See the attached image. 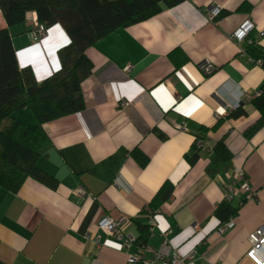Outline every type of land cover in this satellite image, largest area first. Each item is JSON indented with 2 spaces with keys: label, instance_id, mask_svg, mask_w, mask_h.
<instances>
[{
  "label": "trees",
  "instance_id": "obj_1",
  "mask_svg": "<svg viewBox=\"0 0 264 264\" xmlns=\"http://www.w3.org/2000/svg\"><path fill=\"white\" fill-rule=\"evenodd\" d=\"M5 27L0 28V191L16 192L25 180L21 65L10 28L19 24L18 0H0Z\"/></svg>",
  "mask_w": 264,
  "mask_h": 264
},
{
  "label": "crops",
  "instance_id": "obj_2",
  "mask_svg": "<svg viewBox=\"0 0 264 264\" xmlns=\"http://www.w3.org/2000/svg\"><path fill=\"white\" fill-rule=\"evenodd\" d=\"M5 25L0 13V28ZM10 33L20 64L19 24ZM14 115L23 120L22 109ZM0 264H29L25 180L14 193L0 191Z\"/></svg>",
  "mask_w": 264,
  "mask_h": 264
}]
</instances>
